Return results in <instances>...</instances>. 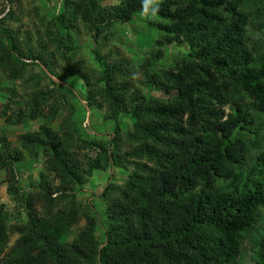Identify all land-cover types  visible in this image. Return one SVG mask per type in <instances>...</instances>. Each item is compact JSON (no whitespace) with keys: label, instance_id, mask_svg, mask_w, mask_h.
Here are the masks:
<instances>
[{"label":"trees","instance_id":"16d2710c","mask_svg":"<svg viewBox=\"0 0 264 264\" xmlns=\"http://www.w3.org/2000/svg\"><path fill=\"white\" fill-rule=\"evenodd\" d=\"M100 3L60 0L59 14L39 19L43 31L33 35L48 57L35 48L24 55L17 31L4 24L13 20L11 6L0 13V74L10 85L31 88L25 99L15 90L0 93V124L21 128L37 122L36 130L15 142L0 131V172L7 194L18 197L25 215L4 253L8 238L0 204V264H239L243 235L264 209V146L244 170L248 148L242 131L254 119L240 97L230 102L237 93L264 111V52L256 60L245 43L248 17L239 10L241 0H161L155 19L143 21V0ZM137 20L153 37L137 68L161 98L132 91L131 72L112 52L99 56L98 49L91 50L98 67L92 85L79 72L52 67L49 57L59 54L65 62L74 55L71 37L61 36V28L78 21L95 42L104 41L116 24ZM175 44L187 51L166 62ZM35 63L40 74L27 71ZM69 82L82 87L78 97L84 107L69 100L78 95L67 91ZM76 106L83 114L106 110L113 124L107 139L78 136L72 119ZM120 116L130 120L123 132ZM120 141L129 149L121 152ZM24 156H41L44 174L57 185L50 189L43 182L36 190L18 192L14 167ZM112 168L125 175L120 184L106 180L98 194L104 203L102 226L90 207L79 213L72 191L93 172ZM35 204L42 205L40 211ZM80 218L83 225L76 229ZM254 239L251 259L264 264V221Z\"/></svg>","mask_w":264,"mask_h":264},{"label":"rangeland","instance_id":"374dc122","mask_svg":"<svg viewBox=\"0 0 264 264\" xmlns=\"http://www.w3.org/2000/svg\"><path fill=\"white\" fill-rule=\"evenodd\" d=\"M60 0H10L5 2V0H0V13L4 10L7 5L13 10L14 17L13 20L6 21L4 24L6 28L17 31L18 40L21 45L23 54L26 55L25 49L35 48L36 52L41 56H47L48 53H41V46L36 45V32L43 31L39 19L42 17H52L60 12L59 6ZM118 0H101V5H112L116 4ZM241 7L239 10L247 14L248 23L246 25L247 34L245 36V43L253 52L256 60H259L261 53L264 52V0H241ZM141 21L145 18L140 14ZM143 25L141 22H133L131 24H116L111 30L104 33V41L97 40L93 41L90 37L89 31L86 27L82 26L78 21L72 23L68 30L60 29V35H68L71 37V47L73 48L72 57L68 58L67 61H63L59 54H55L54 57H49L52 62V67L56 72L64 73L69 70L74 72H79L82 75L87 76L90 84L97 78V65L94 56L91 54V50L98 49L99 56H104L107 52H112L116 55L125 68L129 70L132 74V79L130 80V86L132 91H140L143 94L161 98V92L158 87L154 85H147L143 82V77L141 76L137 66L142 61L145 50L148 44L151 42L153 37H151L150 32L146 34L143 32ZM41 34V33H40ZM28 36V41L25 39ZM47 44L43 41V45ZM70 49V48H69ZM68 49V51H69ZM187 48L183 44L172 45L166 55V62L173 60L176 53H185ZM72 54V51H71ZM78 64L77 67H73L74 64ZM29 67L27 71L33 74H40L39 65ZM69 64L67 68H63ZM45 73H47L45 71ZM48 77H51L47 74ZM5 76L0 74V84L6 87L4 90H0L2 94H9L16 91V96L19 99H25L26 94L31 91L30 86H24L21 83H15V85H10ZM57 85L64 86L58 80L51 77ZM79 83L70 82L66 85V89L69 93L76 94V99H69L74 104H79L81 106L84 103L80 100L79 92L82 91V87L78 85ZM43 85H47L46 80H44ZM240 100L244 107H246L251 113L254 122L246 130L242 131V138L247 145L248 151L246 157L243 160V169L246 170V166L252 159L253 155L256 154V150L259 147L264 146V111L259 110L250 99L240 96L237 93L232 95L230 100L231 104L235 100ZM80 103H79V102ZM230 104V103H229ZM229 104L225 107L224 112H228ZM84 107V106H83ZM77 113H72V119L76 123V131L78 136L83 139L85 134L88 136H95L96 138L107 139V136L112 130L113 124L109 118L106 117V110L102 108L101 110H95L92 112L85 111V114L81 113L79 107ZM64 115L61 111L58 113V117L52 122V128L56 129L60 122V118ZM118 122L121 126V132L128 129L130 126V120L126 116H120ZM79 124V126H78ZM37 128V122H29L21 128L9 127L0 124V131L4 133L6 139L10 142H15L16 138L23 133L28 131H34ZM256 145V146H254ZM118 146L121 152L128 150L129 146L124 142H119ZM92 153V152H91ZM43 158L41 156L28 157L24 156L22 159L15 164V174L17 176L16 188L18 192H29L36 190V188L42 186L43 182H46L50 189L57 185V181L53 180L51 175H45L42 168ZM252 168V167H250ZM44 174V176H42ZM125 173L119 169L112 168L110 171H95L92 173L91 177L87 179V182L78 188L76 187L72 192L75 194V200L77 203L75 207L79 213L83 210L85 206L90 207L95 213L101 225L104 223V203L99 198V193L105 185V181L111 182L112 184H120L123 180ZM6 177L4 172H0V204L3 205L5 215H6V227H7V247L4 250L6 253L14 244L18 235L14 231V227L17 225H22L25 221L24 210L21 209L19 199L17 196L10 197L7 194L6 188L7 184L5 182ZM41 204H35V210H41ZM62 207V206H60ZM56 208V207H55ZM54 208V209H55ZM264 221V209L257 213V222L255 226L248 230L242 238L239 252L237 253V262L239 264H254L252 261L253 250H254V237ZM83 225V220L80 218L76 227L79 228ZM76 231V230H75ZM100 232V231H99ZM101 237V235H99ZM100 240V239H99Z\"/></svg>","mask_w":264,"mask_h":264},{"label":"clouds","instance_id":"9594fccd","mask_svg":"<svg viewBox=\"0 0 264 264\" xmlns=\"http://www.w3.org/2000/svg\"><path fill=\"white\" fill-rule=\"evenodd\" d=\"M161 0H143L141 15L147 20H154L160 11Z\"/></svg>","mask_w":264,"mask_h":264}]
</instances>
